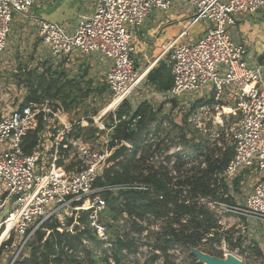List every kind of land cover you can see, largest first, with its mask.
<instances>
[{
  "label": "built area",
  "instance_id": "1",
  "mask_svg": "<svg viewBox=\"0 0 264 264\" xmlns=\"http://www.w3.org/2000/svg\"><path fill=\"white\" fill-rule=\"evenodd\" d=\"M41 1L0 0V55L7 48L15 14H27ZM185 1L193 6L194 11L182 37L189 35L198 24L207 25L206 32L196 40L181 42L178 38L163 46L172 61L173 74L172 88L165 96L175 98L212 84V99L217 109L225 105V91L235 99L239 114L233 131L235 155L220 178L231 182L245 170H255L262 179L246 198L245 208L217 203L210 205L213 208L219 206L218 214L223 226L228 214L248 215L264 223V64L252 66L245 46L234 42L229 33L230 28L237 24L236 14L254 15L264 8V0ZM170 7L171 0H97L93 14L82 16L74 34H68L66 28L57 23L41 20L38 37L54 57H67L79 52L84 56L98 55L110 64L105 78L113 101L103 113L106 116L107 112H113L131 100L134 87L141 79L133 58L131 41L134 30H139L153 11L166 12ZM52 105L50 100H45L41 104L29 103L17 109H6L0 99V184L7 189V197L0 200V214L11 203L8 214L0 221V231L5 228L4 234L11 225V231L22 239L12 264L19 260L21 252L39 231L47 232L45 239L49 237L53 232L45 228L49 223H57L56 231L60 234L75 235L85 229L82 217L77 219V225L76 220L69 226L61 224L58 214L63 209L73 210L76 216L81 213L87 215L90 227L105 243V249L110 250L109 232L100 221L107 207L103 192L117 194L125 190L147 189L142 184L102 188L95 185L103 172L113 166H107L106 162L116 145L125 142L115 140L111 132L124 120L135 127L139 118L129 121L127 116L122 120L114 117L107 130L110 143L95 146L71 135L76 124L88 125L87 119L68 123L62 117L64 110L61 104L59 109ZM39 118L46 124L60 121L62 129L50 139L49 144H41L35 153L29 155L24 150L23 140L37 126ZM48 154L51 158L46 164L44 157ZM188 158L186 156L185 159ZM69 159H74L77 164L75 172L60 163ZM163 161L167 163L165 158ZM174 162L172 159L170 164ZM10 237L9 234L0 249L13 247L8 244ZM224 247L226 249V245ZM65 250L72 253L68 248ZM75 255L81 260L84 251L81 249Z\"/></svg>",
  "mask_w": 264,
  "mask_h": 264
},
{
  "label": "trees",
  "instance_id": "2",
  "mask_svg": "<svg viewBox=\"0 0 264 264\" xmlns=\"http://www.w3.org/2000/svg\"><path fill=\"white\" fill-rule=\"evenodd\" d=\"M50 61L44 62L41 70L36 68L26 74L27 78L22 80L28 88L22 106L41 104L48 98L56 109H59L60 103L69 110L81 101L79 99L89 98L97 90L91 88L93 79L87 80L85 76L71 78L65 69L56 67ZM171 74L172 68L162 64L150 71L148 81L160 90L167 91L171 88L170 76L173 81ZM105 91L111 94L106 78L105 87L99 92L104 94ZM78 93H82L81 96ZM200 106L202 101L196 104V107ZM115 116L118 120L127 116L129 121L139 118L135 127H131L126 120L121 121L113 134L115 140L129 142L132 148L123 160L107 168L95 185L102 188L107 185L142 184L147 189L125 190L117 194L103 192L107 207L100 221L111 232L112 248L105 249V243L95 234L87 215H84L81 222L85 229L75 235L60 234L56 231L57 223L47 224L45 228L53 230L49 237L45 239L47 232L39 231L30 256L14 264H131L130 256L140 255L144 248L148 249L151 257L145 263L136 264H177L179 259L181 264H202L192 252L193 249L219 258H223V245L227 249L229 246L234 250L241 249V238L233 240L230 231L220 224L219 206H210L212 203L237 204L231 192L236 195L241 193L242 177L232 183L220 178L233 159L235 148L226 144L219 146L217 140L212 146L208 143L206 147L200 142L193 152V158L188 156L185 159L182 152L166 156L167 163L175 159L171 168H168L153 159L156 153H167L170 148L157 146L153 150L154 146L147 144L150 126L160 122L158 113L150 103H142L134 112L130 101H125ZM45 125L39 118L37 126L24 138L23 146L27 154L35 153L42 144ZM82 130L83 127L76 124L71 135L88 143ZM96 131L93 130L94 133ZM5 237L6 234L2 238ZM66 248L72 253L66 252ZM81 249L84 257L78 260L75 253ZM97 250L101 252L100 255H97ZM251 252L256 260L264 261V250L257 243Z\"/></svg>",
  "mask_w": 264,
  "mask_h": 264
},
{
  "label": "rangeland",
  "instance_id": "3",
  "mask_svg": "<svg viewBox=\"0 0 264 264\" xmlns=\"http://www.w3.org/2000/svg\"><path fill=\"white\" fill-rule=\"evenodd\" d=\"M14 18L16 17L14 16ZM15 24L16 21L13 19L11 31L7 41V48L4 53L0 55L1 104H6L12 109H17L20 107L21 103H24L25 99L27 98L28 88L26 87V84L22 83V80H25L27 78L26 76H28L26 74L36 70V68H40L41 70L44 62L50 60L48 59L49 55L46 52L47 49L41 46L42 42L39 40L40 38L38 37L34 41H29L27 36H18L14 34ZM50 55L52 56L51 52ZM63 58L64 57H60L58 59ZM139 72V76H141L143 71ZM80 73L81 76H85L87 80L94 78V76L91 77L92 73L90 68L85 67ZM94 82L95 83L91 85V88L95 90L97 88V90L92 92L89 98L83 99L80 97L81 99L79 100L81 101L76 102L69 110H67L62 104L61 106L64 110L62 117L67 120L68 123L70 122L69 119H72L71 121L75 123L81 122L84 118L87 119L89 122L88 125H78L83 127L81 133L84 139L88 141V143L97 146L100 143H110V139L108 138L109 133L107 130L110 125L113 124L112 121L114 117H116L115 112L120 107L113 112H107L106 116H104L103 113L105 109L112 103L113 96L109 94V91H105L104 94H100L99 92L101 88L105 87V76H102L100 79H95ZM211 90H213V85L209 84L199 90L179 95L174 98L177 101V106H174L171 102H169V98L167 96L160 97L157 94V91L150 90V86L146 84V79L140 81L134 87L130 103L136 107L139 105V102L141 103L143 100L149 102L154 110L158 113V118L160 121L150 126L151 133L147 138V144L153 145V150H155L157 146L161 147L162 149L169 147V151L171 152L167 155L170 156L176 152H182L185 154L184 158H186V156H193V152L195 151L197 144L200 142L204 145V147H206L208 143L210 146H212V144L217 140L219 142V146L226 144L228 146L234 147L233 131L239 121V114L235 106L236 101L233 97L228 96L229 93L225 91L223 103L228 105H223L217 109L212 101L213 93H210ZM81 94L82 93H78L79 96H81ZM45 100L49 99L47 98ZM198 101H202V106L196 107ZM52 107L54 108V105H52ZM47 125L53 126L49 128ZM47 125L44 127L45 130L48 131L49 140L53 139V136L57 134V131L62 129V123L60 121H53L51 123H47ZM94 129L97 130L95 133L93 132ZM113 134L114 131L111 132V137ZM184 134H186L185 140L183 139ZM122 146H128V151L125 153L126 156V154L131 151L132 144L125 141L116 145L115 150L117 148H121ZM167 155L166 152L161 154L156 153L153 160L159 165L162 164L163 166L171 168L172 164L164 163L163 161ZM50 158L51 157L49 154L44 157L46 164H48ZM61 163L66 169L70 171L75 172L77 170V164L75 163L74 159H69L66 162L62 161ZM253 173L256 174L254 171ZM255 174L252 175L250 183L247 182V186L243 185V182H241V193L237 195L238 197H242L244 194L249 196L252 193L253 189L251 190V188H253L262 179V175L260 173H258L259 176ZM236 178L238 177L231 179V183ZM6 191V187L4 188L0 184V200L7 197ZM245 201V198L243 201L237 200V204L235 206L239 208H245ZM80 217H84L83 213L76 216V213H74V211L71 209H63L58 214L60 223L66 226H69L75 220V224L77 225L79 223L78 218ZM80 224L82 225V223ZM224 228L225 230L230 231V237H233V240L241 238L243 244L242 248L239 249V252H236L234 248L230 246L228 249L226 246L225 249L223 245L222 251L224 254V259H228L229 256L232 255L245 264H264L262 259L256 260L251 252V249L255 243H257L264 250L263 222H260L248 215H241L240 217L237 215L228 214L224 218ZM4 230L5 228L0 231V237ZM10 235L11 237L8 241V244L10 246L13 245V247L11 246L10 249L7 250L0 249V264H12L15 254L19 250V244L22 240L21 237H17L13 231L10 232ZM7 236L8 233L6 237ZM108 237H111V232L109 233ZM1 242L2 241L0 240V244ZM35 242L36 236L30 241L28 247L21 252L19 260L30 256L31 247ZM219 247L221 250V246ZM96 253L97 255H100L99 250H97ZM176 254L174 255L180 257L179 254ZM150 257V252L148 249L144 248L142 249L140 255L130 256L129 262H131V264L145 263ZM202 260L204 264H208L205 257H202ZM181 263V259H179L177 264Z\"/></svg>",
  "mask_w": 264,
  "mask_h": 264
},
{
  "label": "crops",
  "instance_id": "4",
  "mask_svg": "<svg viewBox=\"0 0 264 264\" xmlns=\"http://www.w3.org/2000/svg\"><path fill=\"white\" fill-rule=\"evenodd\" d=\"M96 1L97 0H42L32 7L27 14H15L16 18H14V21H16V24L14 26V34L18 36H27L29 41H34L38 38L41 20L57 23L66 28L68 34H74L82 16H91L93 14ZM193 11L194 8L189 2L185 0H171V7L168 11H153L146 19L143 26L139 30H134L131 41L134 47L133 58L139 71H143L142 78L144 77V79H146V84L150 86V90L157 91L160 97H164L171 90L173 85L171 76L169 83L171 88L166 91L160 90L157 86L150 84L148 81V74L151 70L160 67L162 64H167L172 68V61L169 53L163 49V46L178 38L181 42H186L196 40L205 35L207 25L198 24L191 30L189 35L182 37V33L188 25ZM235 17L237 19V24L229 30L232 40L245 46L247 58L252 66L263 65L264 8L254 15L239 13L236 14ZM41 46L47 49L46 52L49 55L48 59H50L56 67L65 69L71 78L80 77V72H82V69L85 67L90 68L92 73L91 77L94 76V80L100 79L102 76L106 77L105 74H107L110 64L102 61L98 55L84 56L79 52H75L71 56L58 59L50 55L47 46L43 43ZM171 75L173 78V74ZM144 102L147 101L143 100L141 103L139 102V105L136 107L131 104L133 111L135 112ZM2 107L12 109L6 104H3ZM69 120L73 122L71 121L72 119ZM47 126L50 128L49 125ZM48 135V131L45 130L42 135V144L50 143ZM253 171L258 175V171ZM253 171L245 170L237 176L238 178L240 176L242 177L243 185L247 186L248 183H250L252 175L255 174ZM252 189L253 188H251V190ZM231 195H233L236 203L237 200L243 201L244 198L246 200L248 197V195L246 196L245 194L242 197H238L234 192H231ZM5 234L7 235V232Z\"/></svg>",
  "mask_w": 264,
  "mask_h": 264
},
{
  "label": "water",
  "instance_id": "5",
  "mask_svg": "<svg viewBox=\"0 0 264 264\" xmlns=\"http://www.w3.org/2000/svg\"><path fill=\"white\" fill-rule=\"evenodd\" d=\"M169 102H171L174 106H177V101L174 98H169ZM128 151V146H122L121 148H117L115 152L110 156V158L107 160L106 165L110 164H116L118 161L123 159L125 157V153ZM10 210V205H8L0 214V221H2L6 215L8 214ZM192 252L198 257V260L200 263L204 264L202 262V257H205L207 259L208 264H245L244 262L238 260L234 256L230 255L228 259L219 258L216 256H211L209 254H206L198 249H193Z\"/></svg>",
  "mask_w": 264,
  "mask_h": 264
},
{
  "label": "bare ground",
  "instance_id": "6",
  "mask_svg": "<svg viewBox=\"0 0 264 264\" xmlns=\"http://www.w3.org/2000/svg\"><path fill=\"white\" fill-rule=\"evenodd\" d=\"M142 79H144V77L142 78V75H141V79H140V81H141ZM227 109H228V108H227ZM230 110H231V109H230ZM225 111H226V110H225ZM11 228H12L11 225H9L8 228H7V230L5 231V233H6V232L8 233V236H9V234H10ZM5 233H4V234H5ZM4 234H3V235H4ZM3 235H2V237H3ZM8 236H7V237H8ZM2 237H0V240L3 242L7 237H6L5 239H3ZM2 239H3V240H2ZM2 242H1V244H2ZM1 244H0V245H1Z\"/></svg>",
  "mask_w": 264,
  "mask_h": 264
}]
</instances>
